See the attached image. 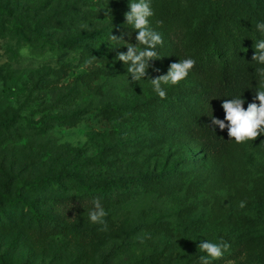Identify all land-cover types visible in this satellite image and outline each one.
Here are the masks:
<instances>
[{"label": "rangeland", "instance_id": "1", "mask_svg": "<svg viewBox=\"0 0 264 264\" xmlns=\"http://www.w3.org/2000/svg\"><path fill=\"white\" fill-rule=\"evenodd\" d=\"M129 2L0 0V125H10L11 135L0 144V168L13 176L12 192L16 182L68 163L83 168L89 181L171 171L177 183L105 209L106 230L90 222L92 210L68 213V223L94 234L91 242L47 238L32 246L17 232H0V256L13 263L185 264L207 255L197 247L201 241L264 235V134L235 142L221 159L202 160L197 141L153 128L145 106L156 94L151 79L169 67L147 69L134 82L131 62L117 59L119 49L132 45L124 38ZM82 36L93 39L101 57L86 63L81 48H55ZM73 115L75 125L57 121ZM4 182L0 173V200ZM232 247L217 264H264V255Z\"/></svg>", "mask_w": 264, "mask_h": 264}, {"label": "trees", "instance_id": "2", "mask_svg": "<svg viewBox=\"0 0 264 264\" xmlns=\"http://www.w3.org/2000/svg\"><path fill=\"white\" fill-rule=\"evenodd\" d=\"M147 2L153 11V15L148 18V26L159 33L163 40L155 49L157 59L149 61L151 67L148 69L169 67L174 62L188 58L196 61L186 76L190 84L167 85L166 98L161 99L155 94L145 103L147 119L153 128L170 138L178 135L197 141L204 154L202 160L221 159L228 154L235 140H230L227 127L224 130L213 128L210 117L214 116L227 125L226 113L221 107L224 100L241 97L244 100L243 107L247 110L255 92L264 89V77L256 72L264 65L252 60L254 43L264 39V33L256 27L257 23H264V0ZM3 20L4 14H0V26ZM124 34L126 40L136 43L137 33L132 25L127 27ZM88 38L82 36L60 42L55 48H81L86 62L97 60L101 56L94 55L93 39ZM118 51L127 52L124 49ZM58 72L63 74V70ZM256 103L259 104V101ZM77 119L73 115L59 117L57 121L75 125ZM9 128L10 125H0V144L10 140ZM77 167L78 164L72 166L68 163L54 172L18 181L14 192L9 187L13 184V176L5 168H0L6 190L0 200V232H17L32 246L47 238L91 242L89 238L94 234L80 232L75 221L68 223V213L94 210L93 201L96 199H99L104 209H108L150 190H164L166 185L173 184L172 181L176 179L171 171H165L140 173L124 180L106 177L103 181H89L83 168ZM26 191L44 194L29 197ZM222 240L232 245L235 253L245 249L264 255V235L246 238L238 234L227 235ZM201 256H192L185 264H201ZM209 259L211 264H217L215 259ZM0 264L25 263H13L8 257L0 256Z\"/></svg>", "mask_w": 264, "mask_h": 264}, {"label": "clouds", "instance_id": "3", "mask_svg": "<svg viewBox=\"0 0 264 264\" xmlns=\"http://www.w3.org/2000/svg\"><path fill=\"white\" fill-rule=\"evenodd\" d=\"M129 11L124 13L125 23L132 25L136 30V43L127 47V52H120L117 55V59L130 65L127 68L128 73L131 74L132 81H140L147 75V69L151 67L149 61L157 59L158 53L155 51L158 45L163 43L162 37L159 33L153 31L148 25V18L153 15V11L147 0H139V2H129ZM111 9H105L104 15L111 14ZM86 27V25L82 26ZM257 29L264 33V23H257ZM130 36V33L128 34ZM113 40L123 39L112 35ZM124 40V39H123ZM143 45V48L138 47ZM255 53L252 56V60L258 64L264 65V39L254 43ZM86 63H90L87 61ZM196 61L192 58L179 60L169 66L168 72L165 75L158 76L151 79L154 92L161 98H166V90L164 86L176 85L183 80L189 73ZM159 71V69H154ZM256 72L264 77V67L256 69ZM259 101V104L256 101ZM244 100L241 97H236L231 100H224L221 107L223 108L225 120L224 121L211 116V126L213 128L219 127L220 130H224L227 127L228 136L230 140L234 139L237 144H241L245 141H254L256 138L264 134V89L257 90L253 98V102L249 103L247 110L243 107ZM245 201L240 202V208L245 207ZM94 210L89 212V220L93 224L104 225L106 230L107 225L104 217L108 215L99 199L93 201ZM198 249L201 252L207 253L206 256L200 257L201 264H211L209 258L216 259L226 252L230 245L221 240L218 243L211 241H201L198 244Z\"/></svg>", "mask_w": 264, "mask_h": 264}]
</instances>
